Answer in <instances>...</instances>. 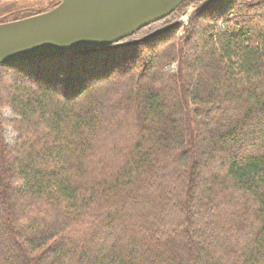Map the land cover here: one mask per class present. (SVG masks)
Masks as SVG:
<instances>
[{
	"label": "trees",
	"instance_id": "obj_1",
	"mask_svg": "<svg viewBox=\"0 0 264 264\" xmlns=\"http://www.w3.org/2000/svg\"><path fill=\"white\" fill-rule=\"evenodd\" d=\"M199 1L179 44L0 65V264H264V0Z\"/></svg>",
	"mask_w": 264,
	"mask_h": 264
},
{
	"label": "water",
	"instance_id": "obj_2",
	"mask_svg": "<svg viewBox=\"0 0 264 264\" xmlns=\"http://www.w3.org/2000/svg\"><path fill=\"white\" fill-rule=\"evenodd\" d=\"M185 0H59L44 13L0 24V65L106 47L136 46L176 22L135 41L139 30L171 15Z\"/></svg>",
	"mask_w": 264,
	"mask_h": 264
},
{
	"label": "rangeland",
	"instance_id": "obj_3",
	"mask_svg": "<svg viewBox=\"0 0 264 264\" xmlns=\"http://www.w3.org/2000/svg\"><path fill=\"white\" fill-rule=\"evenodd\" d=\"M20 1V2H19ZM59 1V0H58ZM58 1H55L51 5V3L47 2L46 0H0V24L1 23H7L12 22L20 19H24L36 14L47 12L53 8H55L59 3ZM199 0H185L171 15L167 16L165 21L157 22V24H152L149 27L143 28L140 32L136 34L137 40H140L142 38H145L148 35V32H153L162 29L164 27L169 26V24H174L176 22L180 23V28H178L177 31H175L174 34H172V38L169 43L173 44H179V42L182 41V39L186 35V29L189 28V21L191 15L194 13V10L196 9L197 3H199ZM27 9V14L22 13L21 10ZM19 11V12H18ZM8 12L13 14H8ZM145 35V36H144ZM139 38V39H138ZM146 42V41H145ZM144 43V42H142ZM145 50V49H143ZM143 51L141 52V54ZM137 70L142 72V68L140 67V64L137 65ZM177 65L175 63H171L168 65L165 69V72H172L175 73ZM137 71V72H138ZM4 82L7 83L8 80L4 78ZM4 115L7 119H12L10 116V113L8 110L4 112ZM5 138L7 143H11L15 137V133L11 128V125H7L5 127Z\"/></svg>",
	"mask_w": 264,
	"mask_h": 264
}]
</instances>
